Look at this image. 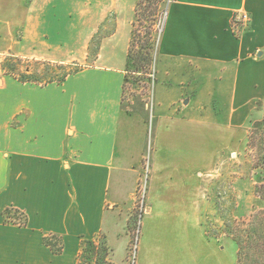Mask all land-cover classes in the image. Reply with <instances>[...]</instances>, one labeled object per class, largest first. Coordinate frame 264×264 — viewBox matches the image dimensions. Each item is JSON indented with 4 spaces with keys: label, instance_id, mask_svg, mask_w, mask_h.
I'll list each match as a JSON object with an SVG mask.
<instances>
[{
    "label": "crops",
    "instance_id": "0c3cea01",
    "mask_svg": "<svg viewBox=\"0 0 264 264\" xmlns=\"http://www.w3.org/2000/svg\"><path fill=\"white\" fill-rule=\"evenodd\" d=\"M136 6L29 2L20 45L31 47L18 55L87 62L90 41L101 36L93 63L61 82L5 73L0 36V264H81L82 239L126 241L148 150L150 209L137 264H238L237 242L223 229L210 236L204 219L216 213L209 178L228 160L247 162L252 127L264 121V0L170 2L154 67L151 146L148 121L124 107ZM242 11L251 22L236 35ZM252 174L234 178L231 220L264 208ZM7 209L27 224L6 222ZM51 237L62 252L46 243Z\"/></svg>",
    "mask_w": 264,
    "mask_h": 264
},
{
    "label": "rangeland",
    "instance_id": "374dc122",
    "mask_svg": "<svg viewBox=\"0 0 264 264\" xmlns=\"http://www.w3.org/2000/svg\"><path fill=\"white\" fill-rule=\"evenodd\" d=\"M30 1L0 0V36L4 37L3 46L5 49H9L3 58L2 65L7 64L9 59H12L13 63V60H16V58H21L22 62L14 61L17 65L18 73L23 74L25 71H30L29 76H34L38 84H46L50 81L61 82L68 75L93 63L94 58L98 54L101 39L99 34L90 41L87 62L70 61L60 63L49 60L37 61L35 60L36 58L31 59L30 57L16 54L20 47L27 49L31 47V45H20V41L24 36L23 27L25 25V15L28 11ZM168 3L169 0H166V2L160 5L159 12L156 16L154 15L152 20L149 17V19H142L141 22H137L139 32L134 41L135 48L133 53L134 57L138 55L139 61L144 68L143 70H136L133 67L130 69L127 74L124 91V107L130 113L136 114L138 117L148 121L149 125L147 126H149V129L147 136L149 144L153 136L151 126L154 106L153 92L155 87L154 67ZM111 25V23L108 24L106 29L101 31L102 34L110 32L112 29ZM101 32L100 35H102ZM37 48L39 50V47H35V49ZM245 160L247 162L245 164L242 162L240 166L236 165L234 160H228L223 165L222 170L217 172L220 175L219 177L213 180L209 178L210 209H215L216 213L214 215L210 214L209 218L204 219V224L210 236L219 235L220 229L225 230V232L227 230H233L245 244L241 264H254V262L261 264L264 259V254H262L257 246L264 243L263 206L259 204L247 220H231L229 211L230 209H234L235 205L233 187L236 180L234 178L241 176L243 180H247L250 177L253 178L252 172H256L257 184L255 186V193L260 198V201L264 202V125L257 128L256 133H254L253 147L249 148ZM150 161V150H148L144 159V169L140 185L134 196L133 209L130 215L127 233L125 234L128 237L127 240L124 241V235L121 233L118 239L114 241V246L109 243L110 241L104 233L94 239L100 244L106 243L105 245L110 249L109 260L113 264H137V251L142 235L143 219L148 209H150L147 182L150 175ZM255 213H257L256 218L251 224L249 222ZM3 215L6 222H25V215L21 211L7 209ZM221 220L224 222L223 227L220 225ZM48 240L56 248H61L58 238L51 237ZM88 254L89 251L87 249L82 260L83 264H95V258H88ZM116 261L119 262L116 263Z\"/></svg>",
    "mask_w": 264,
    "mask_h": 264
},
{
    "label": "trees",
    "instance_id": "16d2710c",
    "mask_svg": "<svg viewBox=\"0 0 264 264\" xmlns=\"http://www.w3.org/2000/svg\"><path fill=\"white\" fill-rule=\"evenodd\" d=\"M147 2V3H146ZM166 2V0H137V6H136V17L133 23V32H132V40L130 43V48H129V54H128V67H127V72L130 71V69L133 67L136 70H143V66L141 65L140 61H139V57L138 55L136 57H134V46H135V40L137 38V33L139 32L137 29V22H141L142 19H149L152 20L154 15L156 16V14L159 12L160 10V5ZM150 34V33H149ZM140 59H142L140 57ZM9 62L4 65H2V70L7 73L10 74L14 77H16L17 79H19L21 82H26V83H38L37 79L33 76L30 77V71H25L23 74H19L18 69H17V65L14 63V61H19L22 62L21 58H16V60H13L12 63V59L8 60ZM11 62V63H10ZM35 78V79H34ZM64 80V79H63ZM52 82V81H50ZM48 82V83H50ZM264 125V121L261 122H256L254 123V128L251 131V136H250V143L249 146L253 147V136L254 133H256L257 128H259L260 126ZM259 193V192H258ZM264 199V198H263ZM257 213H255L252 216V219L250 220L249 223H253L254 219L256 218ZM21 225H25L27 224V219L25 217V222L24 223H19ZM263 230H264V223H263ZM227 234H229L230 236L233 237V239L237 242L238 246H239V252H238V264L242 263V259H243V251L245 250V244L243 242V240L237 235L235 234V232L233 230H227L226 231ZM49 240L46 239V243L52 247L53 250H55V252L60 253L62 252V248H56L54 245L50 244V242H48ZM106 243H98L96 242L94 239H82V251L80 254V263L83 264L82 260L85 256V252L88 249L89 251V257L88 258H95V264H113L110 260H109V254H110V249L105 245ZM87 248V249H86ZM257 248L262 252V254H264V243L259 244L257 246ZM254 264H259L258 262H254ZM261 264H264V259L263 262Z\"/></svg>",
    "mask_w": 264,
    "mask_h": 264
},
{
    "label": "built area",
    "instance_id": "2783aa9c",
    "mask_svg": "<svg viewBox=\"0 0 264 264\" xmlns=\"http://www.w3.org/2000/svg\"><path fill=\"white\" fill-rule=\"evenodd\" d=\"M171 1L172 0H169L168 5L170 4ZM166 19H167V10H166V13H165V21H163L164 22L163 27H162L163 29H164V26H165V23H166ZM250 22H251V17H250V15L247 12L242 11V12L236 13V15L234 16V21H233V31H234V33L236 35L242 34L249 27ZM163 29H162V32H163Z\"/></svg>",
    "mask_w": 264,
    "mask_h": 264
}]
</instances>
